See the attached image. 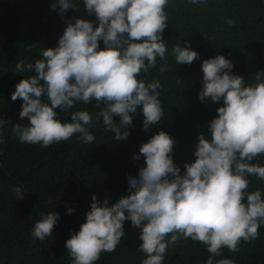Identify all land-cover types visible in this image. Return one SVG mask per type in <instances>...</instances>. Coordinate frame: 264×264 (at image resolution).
I'll return each mask as SVG.
<instances>
[{"label":"trees","instance_id":"trees-1","mask_svg":"<svg viewBox=\"0 0 264 264\" xmlns=\"http://www.w3.org/2000/svg\"><path fill=\"white\" fill-rule=\"evenodd\" d=\"M49 3L0 0V264H78L84 244L46 248L31 237L34 221L54 214L59 226L65 206L81 218L120 191L111 213L123 235L99 264H264V106L252 102H264V0H156L135 16L103 10L114 28L157 31L144 48L173 61L153 67L151 54L128 80L111 59L110 78L92 74L88 63L94 72L99 63L78 26L55 27ZM56 38L65 45L14 71L16 59ZM201 66L218 92L202 86ZM12 94H20L13 108ZM26 113L37 122L25 127ZM96 218L87 207L85 223Z\"/></svg>","mask_w":264,"mask_h":264},{"label":"clouds","instance_id":"clouds-1","mask_svg":"<svg viewBox=\"0 0 264 264\" xmlns=\"http://www.w3.org/2000/svg\"><path fill=\"white\" fill-rule=\"evenodd\" d=\"M49 4L50 6L47 7H52L54 10L51 20L55 22V27H61L60 30H66L73 26H78V36L83 39L92 52L93 58L99 63V69H97L96 72L92 70L91 63H88V67L91 73L99 78L107 80L112 76L104 74L105 69L110 65L109 59L114 61V64L120 68V70L114 74L121 75V80H128V76L134 72L135 66L144 62L147 63L151 54L153 59L150 65L153 67H157L160 62H163L164 66L162 69H164L173 63L169 55L159 56L154 50L144 48L143 45L152 47L143 42L145 37H153L154 32L157 31L143 27L138 23L133 24V26L125 30L117 29L110 26L108 22L109 15H107L105 19L101 18V12L113 6L118 8L122 13L135 16L138 10H148L155 6L156 0H50ZM167 28L168 26H164L159 33L166 32ZM159 33L154 37L161 36ZM161 38L163 37L161 36ZM61 44L65 45V42L56 38L51 44L37 51L27 52L14 61L16 65L14 71L21 70V67L27 60L36 57L41 50L45 49L51 54H54L55 47ZM121 58L127 62L126 67L122 65L120 61ZM198 72L200 78L203 79L202 86L204 89L208 91L207 89L212 86V90L208 91V94L218 92L221 85L214 78V73L210 69L207 70L204 66L199 67ZM115 82H117V80H115L114 83ZM9 88L14 91H20L18 85L14 81L9 85ZM258 94L264 97V90H259ZM19 96L20 94L8 95L9 103L12 108L18 103ZM223 102L224 101H220L218 105ZM252 102L256 108H262L264 106L262 97H254ZM5 107L6 105L4 109ZM0 110L3 109L0 108ZM5 116L4 114L3 117ZM20 119L25 127L37 122L36 117L27 113L21 116ZM110 122L114 125L113 118L110 119ZM12 125L14 138L10 139L13 142L19 133L17 117L12 121ZM100 133L104 134L102 126H98L94 134L93 146ZM37 145H39V143H37L36 146ZM3 149V146L0 145V151ZM1 169L2 163L0 161V171ZM258 179L260 180L258 185L260 194H257V196L260 202L264 203V174L259 176ZM12 186L16 191H20L23 187V182L12 180ZM124 194V192L120 191L118 194L111 196V199H102L98 211H95L92 207L85 204L86 208L81 218L76 214L74 207L65 206V220L62 224L56 226L58 215L54 214L48 215L46 218L37 219L32 225L31 237L39 244H46V248L57 245L66 247L74 244H84V255L81 257L83 259L80 260L78 264H99L102 262V253L105 252L109 254V252L116 247L118 236L122 238V224L111 213V209L124 198ZM108 204H110L109 209L106 208ZM87 207L92 209L97 216L95 222L92 224L85 223ZM102 209L104 210V214H101ZM19 213H21L19 210L13 211L6 219L15 222ZM49 238L58 239V241L55 245H49ZM147 263L149 262L142 261V264ZM162 264H167V262Z\"/></svg>","mask_w":264,"mask_h":264}]
</instances>
